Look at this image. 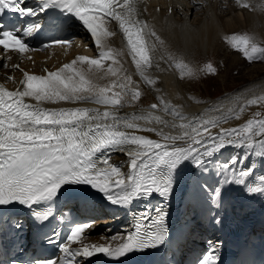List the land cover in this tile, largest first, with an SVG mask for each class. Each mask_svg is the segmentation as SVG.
I'll return each instance as SVG.
<instances>
[{
	"label": "snow or ice",
	"instance_id": "snow-or-ice-1",
	"mask_svg": "<svg viewBox=\"0 0 264 264\" xmlns=\"http://www.w3.org/2000/svg\"><path fill=\"white\" fill-rule=\"evenodd\" d=\"M25 0H0V46L7 52L23 54L34 51L27 44L23 32L27 35L32 29L39 33L45 26L40 22H29L26 28L12 25L3 19L6 12L25 17H36L49 9H55L64 15H70L79 21L93 38L96 45L103 49L102 39L115 35L111 21H115L126 40L131 59L138 73L146 74L153 68L149 44L145 38L146 23L134 17L130 0H39L38 10L24 7ZM247 6V5H246ZM11 25V26H10ZM149 35L155 36V32ZM156 40L163 44L159 37ZM233 47L242 51L249 61L264 57V48L251 46L247 38L233 36ZM70 44L67 39L49 41L48 44ZM43 44L41 47H47ZM100 59L78 57L80 64L96 69L102 68V60L113 58L111 49L100 51ZM77 60L63 65L57 71L47 75L24 74L22 90L6 91L0 88V208H7L18 203L31 209L34 205H49L57 196L59 189L66 184H86L100 192L109 203L128 207L133 200L156 193L163 199L170 197L173 187L171 175L184 161H189L204 173L209 164H218L213 158L229 146L244 149L243 156H232L228 162L215 169L216 175L222 177L218 185L207 193L213 208L223 206V194L229 185L244 186L246 178L253 170L245 165L249 155L264 161V113L257 112V119H248L242 126L221 128L213 133L205 124L192 127L191 134L183 137H164L165 142L134 134L140 125L120 117L117 112L71 107L47 109L44 104H81L95 103L106 109H118L124 106V97L129 95L126 85H112L121 91L100 87L92 81L87 72L76 68ZM209 71H213L208 65ZM111 71V68L109 69ZM133 83L129 78V84ZM147 83H155L149 80ZM111 91V94L109 92ZM141 93L132 92L131 98L138 99ZM25 98L35 101L25 102ZM152 108H157L153 104ZM244 109L241 108V111ZM239 119V117H237ZM213 127L216 125L213 124ZM133 130V131H129ZM171 139V143L167 141ZM181 140V143H177ZM113 151H122L128 157V172L110 161ZM107 155L97 159V154ZM201 190H207L206 184H200ZM249 195H264V177L258 183L247 184ZM51 215V209L33 214L37 223L45 222ZM167 213L156 209L151 216L145 214L137 217L130 231L119 234L117 243L91 244L85 229L90 224H76L59 250L63 254L59 261L51 259L34 260L30 264H79L77 258L92 257L102 253L104 256L119 261L132 252H143L159 248L168 238ZM220 221L217 220L216 223ZM19 228L20 223L7 219L3 227ZM58 233H53L56 237ZM116 241L117 237L104 238ZM56 243V239L48 240ZM79 244L72 248L70 245ZM210 250L200 264H218L215 255L216 244L209 242ZM12 264H21L12 261Z\"/></svg>",
	"mask_w": 264,
	"mask_h": 264
},
{
	"label": "bare ground",
	"instance_id": "bare-ground-1",
	"mask_svg": "<svg viewBox=\"0 0 264 264\" xmlns=\"http://www.w3.org/2000/svg\"><path fill=\"white\" fill-rule=\"evenodd\" d=\"M130 3L134 17L148 26L145 29V38L149 48L152 49L150 58L154 65L148 73L137 72L126 40L115 21L110 22L115 35L102 39L103 49L96 45L82 24L76 22L74 30L78 33L77 41L66 50L55 48L51 53L34 55L32 60L27 57L16 59L11 54L1 60L0 88L6 91L22 90L25 73L44 76L81 56L87 59H100V51L111 49L114 59L111 57L103 59L101 69L91 66L89 72V66L80 64L78 60L74 67L84 69L92 81L100 87L111 88L112 85L120 83L126 85L128 96L140 90L149 93L151 100L149 106L139 107L129 104L125 98L124 106L118 109H106L95 103L76 105L60 103L42 106L47 109L81 107L98 110L101 113L105 110L115 111L120 117L140 125V129L135 130L134 134L161 143L165 142L164 137L175 136L186 139V134H191L193 126L203 127L207 124L213 133H217L221 128L242 126L240 120L245 116L257 112L264 113V76L220 98L201 103L193 96L189 79L191 70L198 66L196 57L199 53L204 55L209 52L229 53L230 51L227 52L224 48L231 43L233 36H244L250 42L259 44L255 45L256 47L264 48V43L259 42L264 41V0H130ZM152 32L156 35H149ZM156 37H159L163 44H160ZM79 43L80 48H78ZM256 55L259 57L258 54ZM237 57L239 56H231L228 59L229 63L235 65L239 59ZM229 68L233 70L235 67ZM219 77L222 82L228 81L226 76ZM129 78L133 83L129 84ZM149 80L155 83H147ZM118 89L119 87L111 91ZM25 102L35 103L29 98H25ZM153 104L157 105V108H152ZM241 108L244 110L241 111ZM213 124L216 126L213 127ZM167 142L172 141L169 139ZM243 155L244 149L229 146L213 158L219 163L209 164V170L204 173L198 171L189 161L180 164L171 175L173 187L170 197L165 200L157 194V199L166 206L167 216L172 210L184 212L187 205L196 212H199L201 207L210 208L215 214L220 207H211L207 195L222 179L216 175L215 169L220 164L228 162L232 156ZM110 161L122 172H128V157L122 151H113L110 154ZM243 166L250 167L253 173L254 171L259 173L255 184L258 183L259 177H264V161L249 155L245 165L237 167ZM252 175L246 178L244 186L249 184ZM200 184H206L208 189L201 190ZM75 186L81 188L85 195L93 196V201L89 205L90 210L102 218H107L106 222H109L106 226L95 224L85 230L83 235L88 237L85 242L91 244L117 243L120 239L119 234H126V231H130L133 227L134 217L142 201L151 196H141L133 200L128 207H119L109 203L100 192L89 185ZM244 186L229 185L223 194V206L235 205L245 189ZM255 196L258 197V193ZM112 236H116L117 240L104 239ZM72 245L79 247L78 243ZM100 254L102 253L94 254L87 260L81 257L79 264H91ZM134 257V253H130L131 262Z\"/></svg>",
	"mask_w": 264,
	"mask_h": 264
},
{
	"label": "rangeland",
	"instance_id": "rangeland-1",
	"mask_svg": "<svg viewBox=\"0 0 264 264\" xmlns=\"http://www.w3.org/2000/svg\"><path fill=\"white\" fill-rule=\"evenodd\" d=\"M264 13V11H263ZM244 37V36H242ZM241 36L238 38H242ZM245 38V37H244ZM249 41V40H248ZM260 43H264V41H259ZM233 42L228 43L227 47L224 48L225 51L229 52L224 54L223 52H219L218 54L209 52L207 54L199 53V56L196 57L197 67L193 68L189 73L190 82H191V91L193 92V96L200 103L206 102L212 99L220 98L226 93L233 92L237 88H240L242 85H246L249 82L255 81L257 78L264 76V57H257L251 61L242 51H239L233 47ZM259 45L254 44L249 41V53L251 54V46ZM78 48H80V43L78 44ZM259 48V47H258ZM234 53V54H230ZM238 55L239 59H237L236 64L231 65L229 60L231 56ZM227 56V57H226ZM227 58V60H225ZM260 58V59H259ZM258 63V64H257ZM255 64V65H254ZM208 65L212 66L213 71H209ZM229 67H235L233 70ZM224 74V75H223ZM220 75L226 76L227 82L220 81ZM114 78V77H112ZM109 78V79H112ZM115 80V79H114ZM120 85V83H119ZM116 87H111L115 89ZM121 91L119 88L118 91ZM140 97L138 99H132L131 96L124 97L129 104H135L139 107L149 106L151 104L149 93H145L140 90ZM111 94V92H109ZM211 98V99H210ZM248 119H257L256 113L245 116L240 120V123H245Z\"/></svg>",
	"mask_w": 264,
	"mask_h": 264
}]
</instances>
